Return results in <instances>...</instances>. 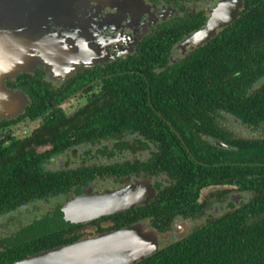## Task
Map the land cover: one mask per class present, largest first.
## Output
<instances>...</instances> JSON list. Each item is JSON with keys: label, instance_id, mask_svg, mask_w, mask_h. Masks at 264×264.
Wrapping results in <instances>:
<instances>
[{"label": "flooded vegetation", "instance_id": "obj_1", "mask_svg": "<svg viewBox=\"0 0 264 264\" xmlns=\"http://www.w3.org/2000/svg\"><path fill=\"white\" fill-rule=\"evenodd\" d=\"M106 1L109 0H90L87 13L91 14L85 18L89 35L94 32V37L104 43L102 61L88 66L80 63L67 78L53 76L39 66L7 79V85L8 82L16 83L11 88L27 95L30 102L26 108L33 99L31 80L24 74L41 75L49 95L48 109L39 117L31 119L30 115H16V120L4 117L0 120V130L3 131L0 141L5 150L8 152L11 146L18 159L29 155L34 164L42 165L44 172L40 175L44 178L40 185L31 181L22 183L18 195L9 197V211L0 213V263L19 260L23 257L19 252L24 247L32 248V253L39 251L34 244H22L25 237L30 241L39 236L56 241L61 239L63 243L56 246L59 247L138 223L144 224L147 231H156L161 246H166L188 237L203 223L234 210L232 202L239 206L244 199L250 198L247 191L240 188L238 192L229 182L220 183L222 174L217 171L216 175L212 166L222 164L230 168L232 163L239 164L229 159L237 158L239 155L235 151L246 149L242 145L249 140L264 141V123L248 124L224 111L206 114V102L156 101L163 95H159L161 91L157 85L148 83L143 69L129 70L135 76L126 86L115 84L122 79V74L128 73V66H136L131 58L138 56L136 51L145 36L156 31L167 18L184 13L181 1L173 0L167 4L139 0L141 5L136 7L134 0H126L123 6L130 10L123 12L113 23H104L98 28V23L87 21L89 16L119 13L116 6L102 4ZM217 2L208 6L213 8ZM192 4L195 5L190 2L187 9L192 10ZM118 6L122 7V2ZM212 8L205 9L207 19L204 24L194 27L174 44L170 54L148 55L166 58L168 54L170 63H179L183 72L191 69L194 64L186 59L190 60L193 52L229 26L218 29L200 46L182 45L189 35L207 25ZM56 28L60 29L59 26ZM154 70L159 71V64ZM172 95L179 98L191 96L179 92ZM191 105L195 106V112ZM207 116L209 121L212 119L206 122L211 133L194 134L196 141H191L187 127L192 128L193 122L200 118L205 121ZM119 120H125V123L118 125ZM209 145L216 146L211 153L219 154L220 162H214L208 153L197 149ZM47 152L53 153L51 160L43 159ZM184 156L189 158L185 160ZM250 164L245 170L247 174L252 172L254 164L255 171H261L264 159ZM147 187H152L154 193L145 202L136 203L131 208H126L122 202L123 207L119 210L82 222L76 221L72 211L85 194L107 196L121 190L124 200L128 190H145ZM110 199L116 202V199ZM169 200L171 207L168 208L164 203ZM151 214L155 216L149 217ZM152 219L158 221L157 225Z\"/></svg>", "mask_w": 264, "mask_h": 264}, {"label": "trees", "instance_id": "obj_2", "mask_svg": "<svg viewBox=\"0 0 264 264\" xmlns=\"http://www.w3.org/2000/svg\"><path fill=\"white\" fill-rule=\"evenodd\" d=\"M155 1L168 4L173 0ZM178 1L183 4L181 9L184 13L167 18L163 24L158 25L156 31L145 36L141 47L136 51L138 56L131 58L136 66H128L126 68L128 73L122 74V79L115 84L126 86L135 76L129 70L143 69L148 83L157 85L161 91L159 95H163L156 101L206 102L208 107L206 114L224 111L248 124L264 123V0H245L240 17L221 30L213 40L199 48L197 55L193 52V57L190 60L186 59L194 66L185 72L182 71L179 63H170L168 54L173 45L193 31L194 27L198 28L204 24L207 11L200 5L209 3L214 5L218 0ZM190 2L198 7L192 10L187 9ZM208 7L212 8V6ZM154 53L168 54L165 55L166 58H154L148 55ZM158 64L159 71L154 72ZM24 75L31 80L29 83L33 100L22 113L11 116L13 118L6 117L10 118L9 120H16L17 117L14 118L16 115H30L31 119H35L48 109L49 91L41 75ZM8 85L15 87L16 83L8 82ZM186 86L189 88H185ZM178 92L191 94V96L179 98L172 95ZM204 94L206 97H202ZM210 102L213 103L210 104ZM191 108L195 112V106L191 105ZM125 109L129 111L128 106ZM209 118L207 116L205 121L200 118L196 123L193 122L195 125H192V128L187 127V130L185 127L191 141L195 140L194 134L211 133L206 125L207 121L212 120L209 121ZM124 123L125 120H119L118 125ZM1 134H3L2 130H0V136ZM256 144L260 146L256 147ZM242 147L246 149L235 151L236 155H239L237 158L229 159L239 164L232 163L230 168L218 164L213 165L212 168L215 169L216 175L217 171L221 172L222 182L220 183L229 182L238 192L241 189L247 191L250 195L249 200L244 199L239 206H235L232 202L234 210L203 223L188 237L163 246L159 251L136 264H264V168L261 171H255L257 167L254 164L251 166L250 174L245 172L250 167V163L264 159V141L249 140ZM8 148L7 152L0 141V213L9 211L11 207L9 197L18 195L22 183L31 181L38 186L44 179L40 177L44 174L40 163L34 164L29 155L18 159L12 147ZM190 148L193 150V147ZM197 149L208 153V157L214 162L221 161L219 154L211 153L216 150V146H198ZM52 156V152H47L44 153L43 159L51 160ZM188 158L189 156H184L185 160ZM164 205L171 207L170 200ZM154 216L155 214L149 215L152 218ZM152 221L157 225V220L152 219ZM74 233L77 234L75 230ZM25 239L27 238L22 239V244H34L38 252L51 247L56 248L60 245L59 243H63L61 239L56 241L47 236L34 237L32 241ZM31 249L22 248L19 254L23 257L20 259L35 254L31 252ZM27 254L30 255L26 256Z\"/></svg>", "mask_w": 264, "mask_h": 264}, {"label": "water", "instance_id": "obj_3", "mask_svg": "<svg viewBox=\"0 0 264 264\" xmlns=\"http://www.w3.org/2000/svg\"><path fill=\"white\" fill-rule=\"evenodd\" d=\"M67 5L66 0H0V119L22 113L30 102L24 91L9 87L7 79L39 66L53 76L67 78L80 63L88 66L102 61L104 43L100 41V47L94 41L90 28L70 26ZM243 6L244 0H219L207 25L182 45L200 46L209 41L218 29L240 17ZM152 193V187L131 189L124 200L121 190L107 196L85 194L72 211L77 222L92 220L117 211L122 202L126 208L145 202ZM144 228L141 224L130 226L9 264H136L159 250L156 232Z\"/></svg>", "mask_w": 264, "mask_h": 264}, {"label": "rangeland", "instance_id": "obj_4", "mask_svg": "<svg viewBox=\"0 0 264 264\" xmlns=\"http://www.w3.org/2000/svg\"><path fill=\"white\" fill-rule=\"evenodd\" d=\"M67 2L69 1V5L66 6L67 10L69 11V24L70 26H73V27H81V26H85L86 24V21H85V18L87 15L91 14V12L87 13L88 11V2L90 0H66ZM123 1H126V0H109V1H106L102 4H105V5H109V6H116L118 9H119V13H115V14H111V13H106V14H101V16H104V17H98V16H89L87 18V21L91 24H97L98 23V28L101 27L102 24L104 23H113V21H116V19L120 18L122 13L127 11V10H130L129 7H125L123 6ZM136 2V4H134L136 7L140 6V2L139 0H134ZM119 2H122V7H119L118 6V3ZM102 4H100V6H102ZM104 8L106 6H103ZM102 7V8H103ZM204 9H207L208 8V4H204L203 5ZM190 8H193L195 9V5H190ZM101 13V12H100ZM86 27V26H85ZM96 29V27H95ZM83 30V29H82ZM94 40V39H93ZM96 43H100V40L99 39H95L94 40ZM99 46L101 47V45L99 44ZM104 49H105V46H104ZM165 241V240H164ZM166 242H164L165 244ZM161 246V244H160ZM163 247V246H161Z\"/></svg>", "mask_w": 264, "mask_h": 264}, {"label": "bare ground", "instance_id": "obj_5", "mask_svg": "<svg viewBox=\"0 0 264 264\" xmlns=\"http://www.w3.org/2000/svg\"><path fill=\"white\" fill-rule=\"evenodd\" d=\"M5 118V117H4ZM1 120V119H0ZM136 225H139V224H136ZM136 225H133V226H136ZM132 227V226H131ZM145 231H147L145 228H144ZM148 232V231H147ZM83 241V240H82ZM162 247L160 246V240H159V250L161 249ZM158 250V251H159Z\"/></svg>", "mask_w": 264, "mask_h": 264}]
</instances>
